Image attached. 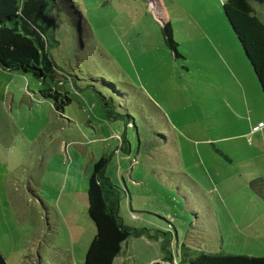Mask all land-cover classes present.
<instances>
[{
    "label": "rangeland",
    "instance_id": "rangeland-1",
    "mask_svg": "<svg viewBox=\"0 0 264 264\" xmlns=\"http://www.w3.org/2000/svg\"><path fill=\"white\" fill-rule=\"evenodd\" d=\"M224 1L56 0L64 110L37 79L0 68L6 264H83L95 234L88 178L103 154L123 222L170 232L175 259L264 257V97ZM248 2L264 22V0ZM144 241L127 240L124 264L164 263L160 240Z\"/></svg>",
    "mask_w": 264,
    "mask_h": 264
},
{
    "label": "trees",
    "instance_id": "trees-1",
    "mask_svg": "<svg viewBox=\"0 0 264 264\" xmlns=\"http://www.w3.org/2000/svg\"><path fill=\"white\" fill-rule=\"evenodd\" d=\"M56 0H0V68L28 74L46 87L39 93L52 102L58 112L64 110L71 98L61 90L60 83L67 79L55 63L51 50L58 44L54 22L49 17ZM227 16L253 71L264 97V22L254 13L248 0H225L222 3ZM165 44L180 56L178 43L173 38L169 21L161 26ZM103 99L105 97L101 95ZM104 105V116L112 112ZM115 116H117L115 114ZM127 150V149H126ZM111 154H103L94 163L87 184V213L95 226V234L87 248L83 264H113L124 244L131 237L160 240L163 264H264V257L206 253L185 260L173 257L172 235L158 229L129 226L120 216L122 189L106 174ZM0 264H6L0 253Z\"/></svg>",
    "mask_w": 264,
    "mask_h": 264
},
{
    "label": "crops",
    "instance_id": "crops-1",
    "mask_svg": "<svg viewBox=\"0 0 264 264\" xmlns=\"http://www.w3.org/2000/svg\"><path fill=\"white\" fill-rule=\"evenodd\" d=\"M61 84H62V82H61ZM61 86V85H60ZM61 90H63L64 91V89L62 88V86H61ZM67 89H65V91H66ZM67 92H68V90H67ZM141 93H143L142 91H141ZM145 96H146V94L145 93H143ZM147 97V96H146ZM148 98V97H147ZM149 99V98H148ZM150 100V99H149ZM150 103H152V104H154L151 100H150ZM106 118V117H105ZM254 128V127H253ZM143 238H145V237H143ZM145 244L147 245V244H149V242H150V240H148L147 238H145ZM147 242V243H146ZM126 247L125 248H127L128 247V244H126L125 245ZM159 247V251H160V242H159V245H158ZM160 253L162 254V252L160 251ZM128 257L129 256H127V252L124 250V251H121V253L119 254V256H117V257H115V259L113 260V264H124V262L128 259ZM158 257V258H157ZM162 257H163V254H162ZM162 257L160 258L159 256H156L155 258H157V259H159V260H162ZM154 258V259H155Z\"/></svg>",
    "mask_w": 264,
    "mask_h": 264
}]
</instances>
